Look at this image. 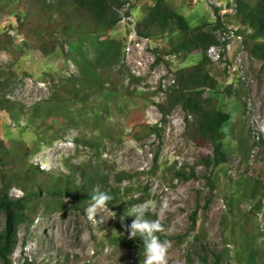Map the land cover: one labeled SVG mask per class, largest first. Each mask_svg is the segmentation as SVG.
Masks as SVG:
<instances>
[{"label": "rangeland", "instance_id": "obj_1", "mask_svg": "<svg viewBox=\"0 0 264 264\" xmlns=\"http://www.w3.org/2000/svg\"><path fill=\"white\" fill-rule=\"evenodd\" d=\"M130 2L108 34L81 41L77 35H57V49L48 53L21 28L26 6L37 1L0 0V35L8 34L14 43V52L0 47V80L5 81L1 93L18 110L13 115L0 109V140L9 150L6 172L20 165L36 166L39 171L32 178L43 189L68 177L80 183L83 171H93L121 189L118 203L109 206L112 212L103 213L102 220L99 215L88 218L90 200L81 206L84 211L76 210L71 198L46 196L42 190L34 222L18 227L10 264H142L144 257L136 248L111 241L129 236L131 223L120 217L138 203H148L149 213L166 225L168 264H201V256L212 260L216 254L222 255L221 264H245L250 248L264 249V197L259 202L260 196H251L259 173H264V63L251 59L242 41L233 37L224 56L222 48L209 51L214 63L211 73L220 92L218 107L231 118L224 127L229 161L207 168L202 158L212 150L188 138L185 113L177 108L162 122L157 105L166 101L167 93L161 80L152 73L137 77L132 72L135 61H146L152 49L168 53L172 36L145 44L141 56L134 46L135 53L128 56L129 38L145 19L144 7L154 5L155 0ZM236 2L167 0L192 27L214 22L216 6L229 29L237 33L243 27L227 18L235 13ZM112 43L118 46L121 64L139 81L125 79L115 87L90 91L86 104L69 105L72 123L56 132L45 119V102L59 93V80L81 79L89 66L106 63L101 55ZM200 59L201 54L195 52L171 62L166 85L170 86L171 74ZM97 68L98 73L104 70ZM87 140L95 145H86ZM177 172L186 175V180L177 177ZM117 174L126 175L119 184ZM9 194L21 196L22 192L13 186ZM4 228L5 215L0 210V232Z\"/></svg>", "mask_w": 264, "mask_h": 264}, {"label": "trees", "instance_id": "obj_2", "mask_svg": "<svg viewBox=\"0 0 264 264\" xmlns=\"http://www.w3.org/2000/svg\"><path fill=\"white\" fill-rule=\"evenodd\" d=\"M37 3L26 6L27 14L21 22V28L25 34L31 36L36 42L41 43L45 52L54 53L58 43L57 35L61 37L79 36V41L86 36H103L112 31L122 20L121 11L131 6L130 0H36ZM215 21L192 27L186 17L175 12L167 3V0H155V4L144 7L145 19L136 25L138 36L149 39H162L172 36L171 50L163 53L160 49L153 50L156 63L163 61V56L177 54L178 57L199 52L201 59L198 63L186 69L175 72V83L169 86L166 101L158 104V110L162 116V122L177 108L185 113V133L188 138L197 145L209 146L212 154L203 157L202 160L207 168L218 167L229 161V153L225 146L226 133L224 127L230 121V114L219 109L218 80L211 73L213 62L209 57L212 47L222 48L226 51L229 43L227 34L228 25L220 15V9L213 7ZM129 15V13H126ZM230 22H235L243 27L237 31L241 35L243 47L253 60L264 63V0H256L250 4L247 0H237L236 10L233 16L227 17ZM32 23L35 27H28ZM24 46H29L24 43ZM0 47L14 52V43L8 34L0 35ZM120 54L116 43H112L110 49L105 50L100 61L95 66H89L81 79L59 80V93L45 102L46 121L51 123L52 128L59 132L63 127L71 125L69 105L76 102L86 104L89 92L98 88L117 86L119 82L128 79L130 83L138 82V78L131 74L130 70L119 60ZM104 64V65H103ZM121 64L117 70L115 65ZM170 65V63H167ZM104 69L98 73V68ZM105 67V68H104ZM8 80V79H7ZM5 81L0 80V109L16 115L17 109L12 107L4 94L1 93ZM229 94L230 88L227 90ZM39 108V107H38ZM36 108V110L38 109ZM88 146H94L93 141H84ZM12 151H19L12 149ZM9 150L5 149L0 140V210L5 215V228L0 232V261L2 264H10V256L17 243L18 227L26 221L34 222L33 214L36 212L39 199L44 194L71 198L73 209L82 210V205L90 197L93 191H108L114 199L109 206L118 203L120 187L112 184L106 175L93 171L82 172V181L77 183L73 177L52 182L45 188H41L39 181L33 180V176L39 171L36 166L22 167L7 173L5 155ZM78 172L80 168H77ZM176 176L186 180L187 176L177 172ZM126 175L117 174L115 181L122 182ZM251 196L264 197V173L261 171L256 180ZM16 186L22 195L10 196V191ZM257 195H256V194ZM151 219H157V215L149 213ZM193 215L194 223L196 219ZM132 222V218H127ZM163 231L158 233L161 239L168 240L164 234L166 225L161 222ZM117 246L134 247L139 256L143 252V241L129 239V236H120L111 239ZM222 255L201 256V264H221ZM245 264H264V249L252 247L244 257Z\"/></svg>", "mask_w": 264, "mask_h": 264}, {"label": "clouds", "instance_id": "obj_3", "mask_svg": "<svg viewBox=\"0 0 264 264\" xmlns=\"http://www.w3.org/2000/svg\"><path fill=\"white\" fill-rule=\"evenodd\" d=\"M90 201L87 208L88 218L91 220L98 215L103 219V213L112 212L109 209L110 202L114 199L108 191H93L89 193ZM149 204H131L120 217L121 221L131 217L132 222L127 225L129 239H139L143 241L144 257L142 264H168V252L170 243L166 239H161L158 233L163 231L162 225L157 219L149 216Z\"/></svg>", "mask_w": 264, "mask_h": 264}, {"label": "built area", "instance_id": "obj_4", "mask_svg": "<svg viewBox=\"0 0 264 264\" xmlns=\"http://www.w3.org/2000/svg\"><path fill=\"white\" fill-rule=\"evenodd\" d=\"M223 10L224 12L227 11L226 8H224ZM226 37L228 40L231 39V37L236 38L237 40H240V41L243 40L241 35H237L236 32H234L231 29H229V32ZM129 39H130L129 42L126 45V53L128 56H131L135 53L134 46L136 47L137 53L141 56L144 53V45L147 43L154 42L153 39L138 36L136 31L133 33V35ZM213 48H217V47H212L211 49ZM153 50L154 49L149 51V54H147L146 61H145V58L144 59L138 58L135 61L136 64L132 67L133 68L132 72L137 77H143L149 73H152L156 79L161 80L163 92L167 93L169 86L166 85L167 79L164 78L168 74V71H169L168 69L169 65H167V63L175 62L178 56L177 54L165 55L163 56V61L159 63L158 65H155L156 57H155ZM152 69L153 71H151ZM170 76H172V78L170 79V86H171L172 84L175 83V77H174V74H171Z\"/></svg>", "mask_w": 264, "mask_h": 264}]
</instances>
